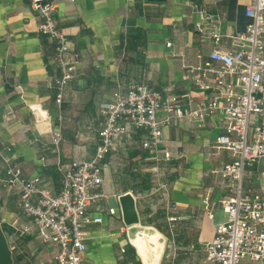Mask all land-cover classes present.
Wrapping results in <instances>:
<instances>
[{"label": "crops", "instance_id": "crops-1", "mask_svg": "<svg viewBox=\"0 0 264 264\" xmlns=\"http://www.w3.org/2000/svg\"><path fill=\"white\" fill-rule=\"evenodd\" d=\"M252 1L59 0L55 17L81 60L58 105L55 41L38 31L41 17L29 0H0V149L10 148V163L23 177H40L59 194L58 161L70 164L95 154L106 119L104 104L118 88L145 83L161 91L165 101H180L185 109L220 98L187 76L188 68L206 60L212 48L207 37L211 24L193 12L191 2L221 18L222 46L229 48L233 35L249 21L245 9ZM35 104L47 111L46 120H36L31 109ZM59 114L64 120L57 155L51 150V136ZM225 125L219 112L202 119L174 117L157 148L143 146L144 130L118 141L104 160L103 183L96 190L100 196L86 211L90 221L84 224L88 249L83 264H142L122 218L119 196L126 192L136 197L141 223L167 237L161 264H204V244L214 236L216 224L226 219L221 201L229 190L220 170L233 156L214 148ZM7 166L0 156V224L13 264H55L57 245L44 242L35 229L22 236L16 231L30 217L21 207L20 184L4 183ZM245 184L264 194V158L247 169ZM206 196L213 217L203 202ZM99 216L101 222L92 220Z\"/></svg>", "mask_w": 264, "mask_h": 264}, {"label": "built area", "instance_id": "built-area-1", "mask_svg": "<svg viewBox=\"0 0 264 264\" xmlns=\"http://www.w3.org/2000/svg\"><path fill=\"white\" fill-rule=\"evenodd\" d=\"M29 2L41 17L38 31L56 43L54 62L60 74L55 79V100L60 105L76 75L81 54L55 17L59 0ZM191 6L193 12L211 24L207 37L212 48L206 60L188 68L187 76L198 88L216 92L220 98H210L196 109H185L180 101H165L161 91L145 83L118 88L113 100L104 104L106 119L95 154L70 164L58 161L62 173L59 194H54L40 177H23L21 169L10 163V148L0 149V156L8 163L4 183L20 184L21 207L30 217L16 231L22 236L35 229L44 242L57 245L55 264H83V254L88 249L84 224L90 221L86 211L100 196L96 190L103 183L104 160L118 141L136 130H144L143 146L157 148L172 118L202 119L213 112H219L226 121L214 148L229 150L233 159L220 170L229 190L221 201L226 219L216 224L214 236L204 244V264L264 262V194L245 184L247 169L264 158V0H253L247 5L245 14L249 21L244 30L233 35L229 48L222 46L225 34L221 18L209 14L198 2H191ZM162 111L166 116H160ZM63 120L59 114L51 136V150L57 155L61 152ZM157 171H153L156 179ZM203 202L213 217L209 197ZM110 213L116 214V209L110 208ZM92 220L101 222L103 218Z\"/></svg>", "mask_w": 264, "mask_h": 264}, {"label": "water", "instance_id": "water-1", "mask_svg": "<svg viewBox=\"0 0 264 264\" xmlns=\"http://www.w3.org/2000/svg\"><path fill=\"white\" fill-rule=\"evenodd\" d=\"M31 109L35 114L37 121H44L48 118L47 111L44 110L40 104L32 105ZM119 203H120L123 222L127 226V237L130 243L135 247L137 253L139 254L142 264H145V262L143 261L141 252L138 248L137 236L146 229H149L161 235L164 241V249L159 262V264H161V260L167 243V237L162 232H160L155 226L145 225L141 223L140 214L137 208V200L132 192H126L121 194L119 196ZM0 264H13L12 251L9 247L7 237L5 235V232L3 231L1 224H0Z\"/></svg>", "mask_w": 264, "mask_h": 264}, {"label": "bare ground", "instance_id": "bare-ground-1", "mask_svg": "<svg viewBox=\"0 0 264 264\" xmlns=\"http://www.w3.org/2000/svg\"><path fill=\"white\" fill-rule=\"evenodd\" d=\"M137 244L145 264H159L164 249L159 233L146 229L137 236Z\"/></svg>", "mask_w": 264, "mask_h": 264}]
</instances>
